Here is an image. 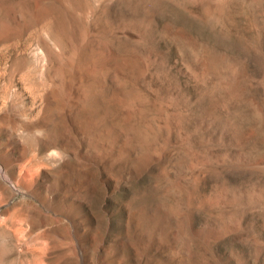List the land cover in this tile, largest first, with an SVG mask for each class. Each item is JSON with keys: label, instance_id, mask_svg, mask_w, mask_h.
Segmentation results:
<instances>
[{"label": "rangeland", "instance_id": "1", "mask_svg": "<svg viewBox=\"0 0 264 264\" xmlns=\"http://www.w3.org/2000/svg\"><path fill=\"white\" fill-rule=\"evenodd\" d=\"M0 264H264V0H0Z\"/></svg>", "mask_w": 264, "mask_h": 264}, {"label": "bare ground", "instance_id": "2", "mask_svg": "<svg viewBox=\"0 0 264 264\" xmlns=\"http://www.w3.org/2000/svg\"><path fill=\"white\" fill-rule=\"evenodd\" d=\"M104 5V4H103ZM49 23V22H48ZM52 41V40H51ZM52 43H56V42H52ZM55 46H56V44H55ZM54 46V47H55ZM37 47V46H36ZM52 47H53V45H52ZM53 47V48H54ZM35 52V51H34ZM37 53V52H36ZM34 54V53H33ZM39 55L36 57V60H37V63L39 64V67H40V69L41 70H43L44 68H45V65H46V63H47V54L45 55L43 52H39L38 53ZM35 59V58H34Z\"/></svg>", "mask_w": 264, "mask_h": 264}]
</instances>
